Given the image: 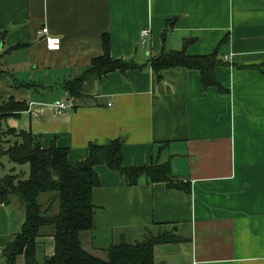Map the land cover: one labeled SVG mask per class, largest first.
<instances>
[{"label": "crops", "instance_id": "1", "mask_svg": "<svg viewBox=\"0 0 264 264\" xmlns=\"http://www.w3.org/2000/svg\"><path fill=\"white\" fill-rule=\"evenodd\" d=\"M44 28L60 38L58 51ZM165 31L167 50L193 40L190 56L218 51L227 65L216 79L227 94L204 89L197 71L170 69L158 80L149 60ZM104 35L113 60L144 68L96 81L93 97L74 108L63 83L103 55ZM12 76L36 87L17 88ZM11 98L29 109L0 124L30 131L44 148L69 149L72 162L90 143L122 139L125 167H171L180 188L145 176L131 186L96 167L87 252L97 257L163 228L180 242L156 246V264H264V0H0V106ZM23 222L17 201L0 204V264Z\"/></svg>", "mask_w": 264, "mask_h": 264}, {"label": "trees", "instance_id": "2", "mask_svg": "<svg viewBox=\"0 0 264 264\" xmlns=\"http://www.w3.org/2000/svg\"><path fill=\"white\" fill-rule=\"evenodd\" d=\"M167 32L162 35V51L149 60V66L158 80H162L163 71L170 69L197 71L204 89L217 88L221 94H227L228 91L216 79L217 68L227 65L218 51L211 55L190 56L187 49L193 40H185L181 51L167 50ZM110 46L109 36L104 35L103 55L94 59L78 76L64 81L63 89L73 101L74 108L93 97L91 86L96 81H102L113 72L119 71L125 76L130 70L144 68L133 62L113 60ZM11 78L17 88L36 87L33 83H22L13 76ZM28 109V103L11 98L0 106V123L8 116L20 115ZM3 136L10 139L0 155L8 157L14 165L29 166L27 178L24 172L15 173L12 170L0 180V204L17 201L24 211L21 231L4 251L6 264H16L21 256L26 264H38V246L47 237L54 239V249L45 257L44 264H156V246L180 242L172 231L161 228L157 233H147L140 241L130 242L123 238L112 244L106 250V259L87 252L84 245L86 235L94 232L96 207L93 191L101 184L96 167L106 166L127 177L131 186L137 185L139 179L145 176L153 183L180 188L173 184L175 179L169 164L125 167L122 139L109 141L105 145L90 143L87 157L72 162L69 149L59 148L55 142L44 148L40 141L34 140L30 131L9 129L3 132Z\"/></svg>", "mask_w": 264, "mask_h": 264}, {"label": "rangeland", "instance_id": "3", "mask_svg": "<svg viewBox=\"0 0 264 264\" xmlns=\"http://www.w3.org/2000/svg\"><path fill=\"white\" fill-rule=\"evenodd\" d=\"M9 128H11V126L10 125L8 126L7 122L0 124V153L2 151V148H7V146H8V144H6L7 138H4L3 132H5L6 129H9ZM12 170H15V173H21V172L23 173L24 172L25 178H27L29 176V166L28 165H23V166L14 165L9 161L8 157L0 155V180H2L6 175L10 174L12 172ZM138 234L141 235L142 233L140 232ZM86 236L88 238H90V237L93 238V240H90V242L93 244L95 243V235L93 234V232L87 234ZM142 239L143 238H140V239L138 238L137 240L129 239V241L135 242V241H140ZM43 243H41L38 247V260H39V263H41V264L44 262L45 257L52 252L51 249L54 246L53 245L54 240H52L51 238H47V239L45 238L43 240ZM107 249H108V247H107ZM106 250H105V253H104V251H102V254L97 255V257L106 259L107 258Z\"/></svg>", "mask_w": 264, "mask_h": 264}, {"label": "built area", "instance_id": "4", "mask_svg": "<svg viewBox=\"0 0 264 264\" xmlns=\"http://www.w3.org/2000/svg\"><path fill=\"white\" fill-rule=\"evenodd\" d=\"M42 33L43 34H46V39H47V43H48V47L51 51H58L61 47V40L60 38L58 37H52V36H49L48 35V29L47 28H44L42 30ZM150 36V30L148 28H145L143 29L142 31V40H141V44L143 46L146 45L147 43V40ZM57 106L60 108V111L64 110L65 109V105L63 103H57ZM3 250L0 248V253L2 252Z\"/></svg>", "mask_w": 264, "mask_h": 264}]
</instances>
